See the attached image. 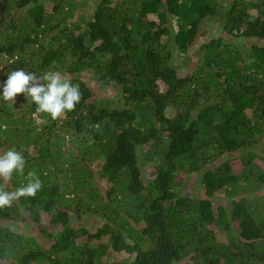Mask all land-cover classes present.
<instances>
[{"label": "trees", "instance_id": "1", "mask_svg": "<svg viewBox=\"0 0 264 264\" xmlns=\"http://www.w3.org/2000/svg\"><path fill=\"white\" fill-rule=\"evenodd\" d=\"M0 64L82 93L39 127L0 101L6 190L43 185L0 209V264H264V0H0Z\"/></svg>", "mask_w": 264, "mask_h": 264}, {"label": "clouds", "instance_id": "2", "mask_svg": "<svg viewBox=\"0 0 264 264\" xmlns=\"http://www.w3.org/2000/svg\"><path fill=\"white\" fill-rule=\"evenodd\" d=\"M0 101L15 103L18 94H24L25 98L36 105L33 120L36 124H44L41 118L46 114L53 121L60 119L68 112L75 110L81 102L82 93L79 85L59 71L46 72L37 75L35 72H25L23 69L13 70L3 82ZM26 160L15 149L0 152V209L10 208L20 198L35 197L42 189V181L35 171H29L26 176L27 183L19 188L8 191L6 187L12 180L13 174L24 175Z\"/></svg>", "mask_w": 264, "mask_h": 264}, {"label": "rangeland", "instance_id": "3", "mask_svg": "<svg viewBox=\"0 0 264 264\" xmlns=\"http://www.w3.org/2000/svg\"><path fill=\"white\" fill-rule=\"evenodd\" d=\"M224 5V4H223ZM221 9V7H219V10ZM82 10H83V8H82ZM253 12H255V10L253 11ZM84 15H86V14H84ZM79 16H82V14H75V17L77 18V17H79ZM88 16H90V14H88ZM211 19H215V22L214 23H212V21H210V22H208L205 26H204V28H203V31L206 33V34H210V29H209V26H214V25H217V24H220L221 22H222V18H221V15L220 14H217L216 16H213ZM174 27L177 29V26L174 24ZM217 26H215V28H216ZM207 37H208V35H206ZM236 43H239V42H236ZM251 44H253V43H251ZM8 62L9 63H12V60L10 59V60H8ZM0 66L1 67H3V65L2 64H0ZM2 79V76H0V80ZM45 115V114H44ZM44 115L42 114L41 115V118L42 119H44L46 122H48L47 120H48V117H44ZM32 117H33V115H32ZM50 123V122H49ZM48 123V124H49ZM34 125H33V127H39V125L38 124H36V122L34 121V123H33ZM61 127L60 126H58L57 127V131L59 132L61 129H60ZM30 162V164H34L33 163V161L32 160H30L29 161ZM38 173H40V171H37ZM45 173H48V174H51V173H49V172H45ZM53 176V175H52ZM53 181L54 179H50V181ZM98 181H99V176H98ZM262 194H264V191H263V193ZM221 197H225V194H223V193H221V195H220ZM21 222V221H20ZM18 223V224H20V225H25V222L24 223ZM26 226V225H25ZM26 231H27V233H30L29 231H28V229H27V227H26ZM31 234V233H30ZM222 238H223V241L224 242H227V238H226V236L225 235H222ZM228 239H229V237H228Z\"/></svg>", "mask_w": 264, "mask_h": 264}]
</instances>
